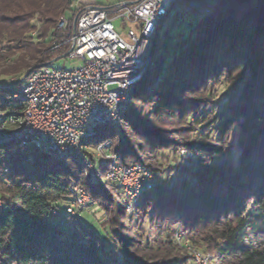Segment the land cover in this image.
Here are the masks:
<instances>
[{
  "label": "trees",
  "instance_id": "1",
  "mask_svg": "<svg viewBox=\"0 0 264 264\" xmlns=\"http://www.w3.org/2000/svg\"><path fill=\"white\" fill-rule=\"evenodd\" d=\"M189 1L199 15L186 32L172 34L174 18L154 37L156 62L119 131L99 128L90 141L93 149L110 140L119 165L157 173L152 191L127 214L113 185H88L79 162L2 146L0 264H191L181 243L209 253L211 264H264V0ZM82 9L74 0H0V87L65 55ZM218 85L225 91L215 97ZM72 183L102 214L105 240L80 212L61 224L58 204Z\"/></svg>",
  "mask_w": 264,
  "mask_h": 264
},
{
  "label": "built area",
  "instance_id": "2",
  "mask_svg": "<svg viewBox=\"0 0 264 264\" xmlns=\"http://www.w3.org/2000/svg\"><path fill=\"white\" fill-rule=\"evenodd\" d=\"M176 2L181 7L172 19L184 16L190 25L192 17L188 16L195 4L189 0H137L105 9L83 7L75 17L71 47L64 57L78 59L82 65L70 70L48 65L11 88L6 108L0 110V147H33L63 163L77 161L88 185L109 182L123 196L124 212L132 213L152 191L155 172L140 165H119L110 140L93 149L90 141L97 129L113 126L130 111L128 103L135 85L156 62L151 55L153 39L160 25H167L168 10ZM209 10V4L201 8L202 13ZM115 19L122 22L124 37L114 28ZM66 26L67 19L61 18L57 29ZM17 82L11 79L8 85ZM7 173L3 169L2 175ZM3 186L9 183L5 181ZM69 195V204L62 212L67 220L61 222L67 226H71L69 219L91 204L86 189L75 183L70 184ZM3 209L0 193V214ZM58 213L57 209L51 211L53 216ZM176 237L180 241V233ZM183 248L191 264L210 263L208 253L188 244Z\"/></svg>",
  "mask_w": 264,
  "mask_h": 264
},
{
  "label": "rangeland",
  "instance_id": "3",
  "mask_svg": "<svg viewBox=\"0 0 264 264\" xmlns=\"http://www.w3.org/2000/svg\"><path fill=\"white\" fill-rule=\"evenodd\" d=\"M101 1H103V2L110 1L111 2L110 3L111 6L114 7L117 4H119L120 2L121 3L122 2L124 3L126 0H101ZM181 3L183 4L184 1H182ZM168 4H169V2H167L164 5V8H167ZM74 7H76V0H74ZM180 7H181L180 3L176 2V4L168 10V13H167L168 17L166 18L167 19V25L166 26H163L162 24L160 25L159 29L156 32V37L157 38H160L161 37L163 31H165V29L167 28V26L168 27H171L172 26V22H173L172 16L174 15L176 9L177 8H180ZM198 15L199 14L195 10H193V11H191V13H190V15L188 17L190 18L192 16H198ZM186 18L187 17L181 16L178 19V22L170 29V31L172 32V34L173 33H183V32H186L187 31V27H186V23H185V19ZM113 26L116 29V31L118 33H120L122 37H124V33L122 31L123 24L120 21V19L113 20ZM81 65H82V62L80 60H78V59H74V58H63V59H61V60H59L57 62H54V63L50 64L48 67L49 68H52V69H65V70H70V69H73V68H78ZM224 91H225L224 86L218 85L216 87L215 97H219L221 95L223 96ZM5 103H7V98H6L5 94H1L0 93V104H5ZM113 128L116 131H119L118 130V122H116V124L113 125ZM185 158H186V155L182 152V154H181V161H184ZM189 158L191 160H195V156H193V155H190ZM155 174H156V177H157L158 176L157 173H155ZM155 181H156V178H154V182ZM68 204H69V200L61 201L58 204L59 210L61 212H63L65 210V208L67 207ZM78 217L80 218L81 222L84 225H86L89 228H91L95 234H97L103 240H105L104 231L101 228V225H102V222H103V216H102V214L100 212H98L97 210H95L93 208L92 209H89L88 208L87 210H85L83 212H80L79 215H78ZM177 233H179V231H177ZM176 241H177V237H176ZM178 242H180V241H178ZM185 244L186 243H181L182 248H183V246ZM190 261H191V259H190ZM209 264H211V261H210Z\"/></svg>",
  "mask_w": 264,
  "mask_h": 264
},
{
  "label": "crops",
  "instance_id": "4",
  "mask_svg": "<svg viewBox=\"0 0 264 264\" xmlns=\"http://www.w3.org/2000/svg\"><path fill=\"white\" fill-rule=\"evenodd\" d=\"M135 1L137 0H126L124 3H133ZM110 3V1L103 2L101 0H76V7H95L105 9L112 7Z\"/></svg>",
  "mask_w": 264,
  "mask_h": 264
},
{
  "label": "water",
  "instance_id": "5",
  "mask_svg": "<svg viewBox=\"0 0 264 264\" xmlns=\"http://www.w3.org/2000/svg\"><path fill=\"white\" fill-rule=\"evenodd\" d=\"M75 21H76V18L74 19V22H73L72 33H74ZM64 57H65V55H63V56H61V57H58V58L54 59V60L51 61L50 63H45V64L36 65V66L30 68V69H29V70L23 75V77H22L21 79H19L18 82L15 83L14 85H8V86H5V87H0V89H1V88H7V89L14 88L18 83L24 81V80L29 76V74H30L32 71H34V70H36V69H40V68L46 67V66H48V65H50V64H52V63H54V62H57V61L63 59Z\"/></svg>",
  "mask_w": 264,
  "mask_h": 264
}]
</instances>
